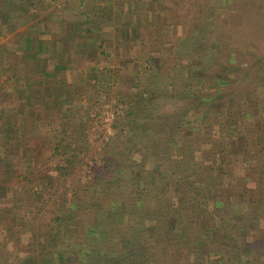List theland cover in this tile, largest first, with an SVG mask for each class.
<instances>
[{
	"label": "trees",
	"instance_id": "1",
	"mask_svg": "<svg viewBox=\"0 0 264 264\" xmlns=\"http://www.w3.org/2000/svg\"><path fill=\"white\" fill-rule=\"evenodd\" d=\"M205 2V8L215 13L230 5V0ZM29 6H34L30 0H0V9L20 16ZM257 23L264 29L261 21ZM197 25L193 23L191 34L175 42L171 51L175 64L166 69V84L175 80L169 95L180 104L160 110L147 96L134 102L129 111L134 117L132 140L120 145L122 158L115 154L104 158L99 187L88 196L75 191L63 199L45 246L13 264L260 262L264 51L243 48L248 39L242 35L236 39L238 45L220 43L198 32ZM245 56L251 62H245ZM231 137L238 145L226 143ZM75 141L60 140L54 148V155L62 156L63 165L57 166L61 176L77 163L81 149L70 148ZM134 156L152 161L150 185L139 179ZM235 166L246 174L245 185H230ZM248 182L256 184V198L247 195ZM219 247H230L226 257L213 250Z\"/></svg>",
	"mask_w": 264,
	"mask_h": 264
},
{
	"label": "rangeland",
	"instance_id": "2",
	"mask_svg": "<svg viewBox=\"0 0 264 264\" xmlns=\"http://www.w3.org/2000/svg\"><path fill=\"white\" fill-rule=\"evenodd\" d=\"M84 1L30 0L34 6H29L28 10H43L47 17L50 14L57 15L58 22L51 17L50 23H46V31H55L62 25L73 24L75 12L81 9L79 3ZM168 2L159 1L151 29L138 28L140 20L135 25L141 44L133 42L123 53L117 52V49L114 52L111 48L104 56L97 54L93 63H85L78 68L69 84L68 81L63 82L67 97L64 113L69 114L66 116L63 113L62 117L59 111H47L41 120L46 126L48 138L46 147L41 148L38 154L40 165L37 162L28 168L33 176L25 173L27 170H18L10 186L7 181H0V264H13L35 251L37 254L49 240V228L62 200L75 191L88 196L94 186L99 187L103 180L99 166L103 164V159L112 154H115L116 159H121L120 145L132 140L130 122L134 117L129 115V111L134 102L138 104L139 99L147 96V100L156 103L160 110H171L180 104L169 95L175 80L171 79L166 84V69L175 64L171 54L175 42L191 34L193 23L197 22L198 32L202 30L205 36L218 39L220 43L238 45L236 39L242 35L248 39L243 48L250 47L253 52L264 51V29L260 30L257 23L261 21L264 24V8H261L264 7V0H230V5L217 13L205 8V0ZM126 6L128 15L132 13L129 23L133 25L131 22L139 9L144 11V7L139 3ZM82 7L85 8L84 5ZM34 13L36 14H30L35 15ZM221 47V50L225 49L224 46ZM249 57L245 56V62H251ZM110 114H113L112 118L109 117ZM209 120L210 123L214 122L211 113ZM35 127L38 130L40 126ZM55 129L60 131L53 134ZM73 137L76 141L72 142L70 148H80L81 151H78L79 157L74 169L61 176L57 166L63 165L62 156L59 153L54 155V148L60 140L68 143ZM213 141L216 142L217 138H213ZM237 141L231 137L226 143L231 146ZM133 160L139 163V179L150 185L153 179L151 171L154 169L152 161L138 156H134ZM233 160H237V157L234 156ZM17 168L19 166L15 169ZM244 175L246 174L242 173V168L235 166L230 185L233 186L236 182L244 184ZM232 186L227 189L231 190ZM255 186L254 182L246 184V193L251 198H256ZM226 198L230 199L228 195ZM260 226L264 227V221L260 222ZM213 250L220 251L226 257L230 247ZM184 251L185 254L189 253L187 249ZM257 252L260 260L257 264H264V247Z\"/></svg>",
	"mask_w": 264,
	"mask_h": 264
},
{
	"label": "crops",
	"instance_id": "3",
	"mask_svg": "<svg viewBox=\"0 0 264 264\" xmlns=\"http://www.w3.org/2000/svg\"><path fill=\"white\" fill-rule=\"evenodd\" d=\"M159 1L169 3L85 0L79 3L81 9L75 12L73 24L55 31H46V23L51 17L58 22L57 15L47 17L45 11L31 9L20 16L0 9V181L10 186L18 170L30 174V165H40L38 154L48 138L41 120L47 111H59L61 116L66 112L63 82L69 84L78 68L93 63L97 54L104 56L111 48L123 53L131 43L141 44L135 25L140 20L138 28L151 29ZM135 3L144 11L139 9L130 25L132 13L128 15L126 5ZM33 12L36 14L31 15ZM35 125L40 126L38 130Z\"/></svg>",
	"mask_w": 264,
	"mask_h": 264
},
{
	"label": "built area",
	"instance_id": "4",
	"mask_svg": "<svg viewBox=\"0 0 264 264\" xmlns=\"http://www.w3.org/2000/svg\"><path fill=\"white\" fill-rule=\"evenodd\" d=\"M109 117H111V118H112V117H113V114H110V116H109Z\"/></svg>",
	"mask_w": 264,
	"mask_h": 264
}]
</instances>
